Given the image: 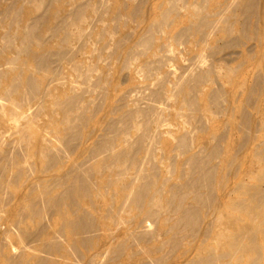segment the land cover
Listing matches in <instances>:
<instances>
[{
  "label": "bare ground",
  "instance_id": "1",
  "mask_svg": "<svg viewBox=\"0 0 264 264\" xmlns=\"http://www.w3.org/2000/svg\"><path fill=\"white\" fill-rule=\"evenodd\" d=\"M262 21L264 0H0V264H264V68L229 92L245 68L217 60Z\"/></svg>",
  "mask_w": 264,
  "mask_h": 264
},
{
  "label": "rangeland",
  "instance_id": "2",
  "mask_svg": "<svg viewBox=\"0 0 264 264\" xmlns=\"http://www.w3.org/2000/svg\"><path fill=\"white\" fill-rule=\"evenodd\" d=\"M161 0H155V2L159 3ZM149 7L147 8V11H151V7H150V3L148 4ZM149 9V10H148ZM263 27H262V33H263V39L261 40V42L258 41H249L247 44H245L243 46V48L241 49L240 47L238 48H234L231 50H227L226 53L224 54H220L217 57L218 61L221 62H227L228 65L230 67H234L235 71L237 72V69L239 66L244 67L245 69H243V73L240 74V76L236 75L235 79L233 80V82L227 86L229 92H233V88H237L238 84L240 83V85H245L246 86H251L254 83V77L256 75V73L259 71V69L264 68V22L262 21ZM243 50V52H241ZM252 55L254 57V59H249L248 55ZM258 64V65H257ZM237 65V67H236ZM236 67V68H235ZM246 70V71H245ZM254 78V79H253ZM131 84L133 85H137L139 84L138 81L136 82H132ZM125 87H127L128 82L125 81ZM239 85V86H240ZM235 91V90H234ZM240 93L239 98H236V102L231 103V101H234L235 98H230L227 106L231 109L235 104H237L240 101H243L245 96L244 94H241L242 91L241 89H237V93ZM239 103H244V102H239ZM259 104L262 108V112L264 113V100L261 102V100L259 101V103L255 104V106L259 107ZM250 113H252L254 116H257L256 112L254 111V109H249ZM262 115V113H261ZM259 119V116H257ZM221 124L225 125V121L220 122ZM245 167V166H244ZM243 178V177H242ZM237 181H240L239 179ZM235 184V182H233ZM2 213V212H1ZM2 216V215H0ZM1 228H4V224H2Z\"/></svg>",
  "mask_w": 264,
  "mask_h": 264
}]
</instances>
